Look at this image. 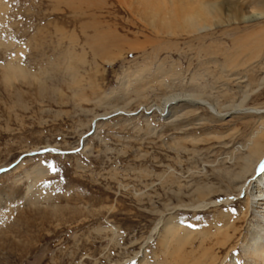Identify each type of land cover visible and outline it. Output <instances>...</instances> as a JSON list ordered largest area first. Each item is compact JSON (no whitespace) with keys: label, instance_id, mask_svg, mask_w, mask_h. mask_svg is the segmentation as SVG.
Masks as SVG:
<instances>
[{"label":"rangeland","instance_id":"obj_1","mask_svg":"<svg viewBox=\"0 0 264 264\" xmlns=\"http://www.w3.org/2000/svg\"><path fill=\"white\" fill-rule=\"evenodd\" d=\"M218 1L226 21L250 0ZM139 2L0 0V264H251L257 183L238 195L226 171L264 116L183 99L264 106V19L172 36ZM162 218L179 239L163 223L142 249Z\"/></svg>","mask_w":264,"mask_h":264},{"label":"bare ground","instance_id":"obj_2","mask_svg":"<svg viewBox=\"0 0 264 264\" xmlns=\"http://www.w3.org/2000/svg\"><path fill=\"white\" fill-rule=\"evenodd\" d=\"M139 4L144 6L145 11L149 15L152 24L151 26H153V28H155L159 33H165L172 36L181 34L202 35L205 31H210L209 33H211L217 25L224 24L223 26H227L232 22L240 20L245 23H250L264 19V0L248 1L246 6L247 9L242 14L241 19L238 20L240 17L233 18L234 21L232 20V18L225 21V19L221 17V12H219V10L222 8L223 5L218 0H140ZM205 36L207 37V34ZM22 68L23 67L14 65L13 63L5 66L2 71L3 79L8 83L15 78H19L22 75H26L27 72L25 71V69ZM178 97H180V95L178 94L170 95L168 98L166 97L164 100V104L160 105V107L167 112L169 110V108L167 107V103ZM183 100H189L192 102L201 101L199 103H202L203 105L207 106L210 111H212L219 117H228L230 114L241 112L250 114L254 113L260 116H264V106H244L242 104H235L230 110H227L228 112H223V110H221L215 102L206 100L202 97H194L193 99ZM244 147L247 151L246 154L244 156H236L237 160H239L238 164H236L238 169L236 170V168H228L226 171V175L230 180L229 187L237 188L238 195L244 193L245 189H249L252 183H257L258 190L255 189L256 196L254 200L257 201L259 205L258 209L256 210L258 229L256 228L257 230H255L254 232L245 234L241 243L243 251L246 255L247 262H251V264H264V171H261V165L264 164V119H262L261 122L259 121V123L254 124L253 129L250 130V133L246 138ZM248 198L245 210H247V206L249 207L250 204V198ZM209 204L218 205L219 203L216 199H210V201L208 202L206 199H202L200 200V204H198L197 207L203 208L204 206H208ZM163 223L168 242H172L174 241V239H179L180 236L178 233V228L175 226H171L172 220L169 219L168 222H164L162 218L159 222H157L156 226L153 229V233L151 234L149 239L144 243L142 249L145 247V245L148 244L153 235L159 232L161 224ZM238 228L239 227L237 226V222L234 220L228 222L227 226L222 228V230L219 229L220 233H222L223 235V245H228L230 249L235 246V243H232L233 237H238V234H240ZM182 238L186 239V237ZM178 244L181 247L183 245H181L180 243ZM141 252L142 250H139L136 253V257L140 256ZM211 254L209 250H207L203 253L204 257H202L204 259L206 257H212ZM213 258L214 259L212 262L216 261L218 259V256H215ZM241 260L242 258L239 255H234L231 258L230 264H245V262Z\"/></svg>","mask_w":264,"mask_h":264},{"label":"snow or ice","instance_id":"obj_3","mask_svg":"<svg viewBox=\"0 0 264 264\" xmlns=\"http://www.w3.org/2000/svg\"><path fill=\"white\" fill-rule=\"evenodd\" d=\"M43 151H58L57 149H43ZM49 167L51 168L52 171H56V168L54 165H49ZM261 171H264V164L261 165Z\"/></svg>","mask_w":264,"mask_h":264}]
</instances>
